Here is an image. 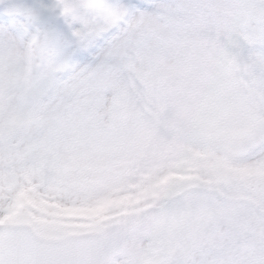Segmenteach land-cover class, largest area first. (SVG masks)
I'll list each match as a JSON object with an SVG mask.
<instances>
[{
  "label": "snow or ice",
  "instance_id": "6c2138e0",
  "mask_svg": "<svg viewBox=\"0 0 264 264\" xmlns=\"http://www.w3.org/2000/svg\"><path fill=\"white\" fill-rule=\"evenodd\" d=\"M0 264H264V0H0Z\"/></svg>",
  "mask_w": 264,
  "mask_h": 264
}]
</instances>
